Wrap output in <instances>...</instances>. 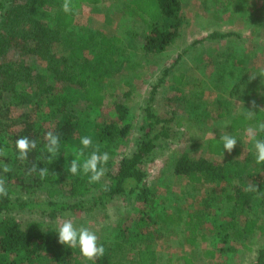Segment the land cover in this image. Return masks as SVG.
Returning a JSON list of instances; mask_svg holds the SVG:
<instances>
[{"label":"trees","instance_id":"trees-1","mask_svg":"<svg viewBox=\"0 0 264 264\" xmlns=\"http://www.w3.org/2000/svg\"><path fill=\"white\" fill-rule=\"evenodd\" d=\"M101 3L102 0H72L73 10L66 13L62 9L63 0H13L8 8L0 0V147L17 153V138L28 136L36 140L37 147L29 152L23 163L24 177L18 181L27 193L42 191L45 195L43 202L15 201L10 190L7 197H0V264H93L85 262L79 247L60 244L58 229H48L42 219L55 220L66 212L104 210L110 201L124 195L148 201L150 189L145 182L144 165L159 143L172 137L174 131L168 127L171 120L158 117L149 106L146 107L145 123L135 150L115 167L114 157L120 143L131 130L127 124L128 107L115 104L101 122L93 118L92 110L104 106L107 80L113 73L111 69L124 55L125 49L115 34H103L78 25L76 21L83 5L98 6ZM216 3L223 5L221 0ZM142 5V0H126L131 14L142 16L149 26V34L143 36L144 52L162 54L180 35L183 25L181 1L157 0L163 14L158 19H152L146 11L140 12ZM14 50L21 55L19 59L10 58ZM244 80L232 85L230 97L243 98L250 105L246 103L243 112H234V100H218V115H210L216 117L211 130L216 136L199 144L202 154L226 156V161L216 163L204 156L182 155L173 165V172L194 186L213 184V187L220 188L236 181L245 190L240 188L234 195H228L227 201L251 209L255 201L264 198V182H260V178L257 180V176L264 172V164L256 163L254 140L250 144L245 142L249 138L247 129L264 121V110H261L264 109V83L260 80L254 95L252 85H247ZM182 81L183 76L177 83ZM157 89H153L149 104L154 101ZM80 93L83 105L76 98ZM248 110L256 112L254 119H246ZM198 112L199 123L203 113ZM48 131L60 135V150L51 159L45 148V133ZM224 134L237 139L231 153L220 143L219 138ZM84 136H90L93 147L99 144L100 152H107L110 156L104 165L105 175L96 183H89L90 174L84 175L82 170L75 175L69 171L71 161L82 148L81 137ZM256 139H264V133H257ZM92 150L84 149V156L79 159L82 161ZM33 164L48 168L49 174L44 179L38 173L28 175ZM249 184H254L258 191H246ZM216 201L213 196L205 202V208L191 216V223L186 225L191 239L208 222L209 210L215 211L219 207ZM181 204L179 208H171L173 213L164 209L163 213L149 216L146 228L157 222L161 224L153 232L135 223L120 230L113 241L100 242L105 247V254L95 264H159L154 249L155 233L162 230L172 232L176 228L180 232ZM25 212L37 213L43 218L22 219ZM209 235L224 244L218 252L220 257L227 255L231 260L237 250L229 245L230 241L252 251V238L264 235V219L260 216L246 218L243 224L235 218L226 224L214 221ZM211 253L217 254L214 250L209 252L212 256ZM226 264H230L229 261ZM254 264H264V245Z\"/></svg>","mask_w":264,"mask_h":264},{"label":"rangeland","instance_id":"rangeland-1","mask_svg":"<svg viewBox=\"0 0 264 264\" xmlns=\"http://www.w3.org/2000/svg\"><path fill=\"white\" fill-rule=\"evenodd\" d=\"M1 1L8 8L13 0ZM180 1L183 18L180 35L164 53L152 55L161 57L162 62L166 60L164 67L161 62L159 64L161 67L154 69L149 66V60H146L145 66L141 65L135 69L136 64L131 63L132 58L133 60L141 58L142 63L144 54L151 56V54L140 52L138 45L143 35L149 34V28L146 31L143 30L141 27L144 26L141 22H138L139 26H134L135 22H133V28H130V25L120 20V26L115 31H106L111 30L105 27L106 22L113 23L112 27L118 23L113 20L118 17V13L127 9L126 0H103L98 6L83 5L76 18L78 25L85 28L91 27L90 29L99 28L96 30L103 34H115L123 40V44L130 43L128 36L137 37L135 47L131 49L133 55H128L127 61L122 63L117 59L118 63L111 69L113 73L112 78L107 80L104 106L92 110L93 118L101 122L115 104H124L128 107L127 124L131 126V130L120 143L114 157L115 167H118L124 156L130 155L135 150L145 123L146 107L149 106L158 117L171 120L168 127H172L174 131L172 137L163 139L148 163L144 165L147 173L145 182L150 189L148 201L139 200L136 196L124 195L110 201L104 210L97 208L94 212L88 213L66 212L60 214L55 220L43 218L37 213L25 212L22 219L43 218L48 229H58L65 219H71L76 227L84 226L95 231L99 242L113 241L120 230H125L135 223L152 232L159 229L161 224L158 222L150 227L147 225L148 228L146 223L149 221V216L163 213L164 209L173 213L174 209H171L173 206H178L180 203L192 205L193 198V201L201 207L214 196L219 207L215 211L209 210L208 222L201 232L206 235V238L208 236L209 239L215 238V246L218 247L222 244L216 237L209 235L214 221L218 224H226L235 218L243 224L246 218L260 216L264 219V212H260L264 211V198L255 201L251 209L227 201L228 195H234L240 188L244 189L236 181L233 185L220 188L213 187V184L194 186L187 183L186 179L175 176L173 172V165L182 155L193 158L204 156L216 163L224 162L225 159L218 156L202 154L199 144H204L205 140L216 136L215 132L211 131L216 117L212 118L210 115H218L216 110L218 100H234L232 101L234 112H243L246 103L250 105L243 98L230 97L232 85L245 78L244 83L252 85L255 95L254 91L260 80L264 83V1L221 0L223 5H217L216 0ZM142 2L144 5L140 12L146 11L152 19H158L163 15L157 0H142ZM132 17L138 19L137 16ZM126 52L128 49H125L124 54ZM20 56L16 50L10 54L13 60L19 59ZM174 72L175 76L181 75V78L183 76L181 84L177 83L181 78L173 79L171 74ZM155 87L158 89L154 101L149 104ZM76 95L78 102L81 105L85 104L81 98L82 94ZM198 111L203 113L199 123L197 122L200 118H197ZM206 114L209 116H205ZM248 136L245 144H250L252 140L250 135ZM1 147L7 151V156H0V178L5 180L13 199L23 202H43L45 195L42 191L27 193L18 181L20 177H24L23 163L25 161L17 159L18 154L13 149ZM4 165L10 168L9 172L3 171ZM184 191L189 199L183 197ZM178 230L176 228L172 232L162 230L155 233L157 242L169 243V239L173 236L180 242L179 236H184V231L182 228L180 232ZM186 234L188 235V232ZM206 242L209 241L206 240ZM250 242L252 251L233 242V246L238 245L235 247L236 253L230 258L231 260L227 256L219 258L221 264H226L228 261L230 264H254L259 248L264 245V235H257ZM178 247H180L179 243ZM178 247L174 244L171 249L175 251ZM168 250L164 251L161 264H170L169 258L173 261L174 257L169 254L171 250ZM84 260L88 261L85 258ZM176 260L175 257L174 261ZM177 264H181V261L177 260Z\"/></svg>","mask_w":264,"mask_h":264},{"label":"clouds","instance_id":"clouds-1","mask_svg":"<svg viewBox=\"0 0 264 264\" xmlns=\"http://www.w3.org/2000/svg\"><path fill=\"white\" fill-rule=\"evenodd\" d=\"M62 9L66 13L73 10L72 0H63ZM255 107V102H253ZM264 110V109H261ZM256 112L248 110L246 113V119L252 120L255 117ZM247 132L250 138L254 140V147L256 151V163L264 164V139H256L257 133H264V121H259L255 127H249ZM45 140L47 141L45 148L47 153L51 156H55L60 150V135L53 131L45 133ZM220 143L223 145V149L228 153H231L237 144V139L231 134H224L219 138ZM82 148L78 151L77 157L71 161L69 171L75 175L82 170L84 175H89V183H96L101 180L105 175L104 165L110 159L107 152H100V145L96 144L93 147V140L90 136L81 137ZM37 147L35 139H31L28 136H22L16 139L15 148L17 150V159L25 161L28 158L30 151ZM93 148L91 154L84 158L82 161L79 159L84 156V149ZM0 156H7V151L0 147ZM5 173L10 171L7 165L3 166ZM38 173L41 179H44L48 174V168H38L37 164H33L28 170V175ZM246 191L256 192L257 187L254 184H249ZM8 196V188L5 184V180L0 178V197ZM58 242L63 245H67L70 248L79 247L81 255L88 261L93 262L103 257L105 254V247L99 242V237L95 231L88 227H76L71 219H65L58 228Z\"/></svg>","mask_w":264,"mask_h":264},{"label":"crops","instance_id":"crops-1","mask_svg":"<svg viewBox=\"0 0 264 264\" xmlns=\"http://www.w3.org/2000/svg\"><path fill=\"white\" fill-rule=\"evenodd\" d=\"M102 2H103V0H102ZM132 16H137L138 19H136V18H134ZM120 20H122L124 23H126V25H130V28H133V22H135L134 26H139L138 22H141L142 25L144 26V27H141V28L143 30H145V31H146L147 28H149V26H147L148 24L145 23L146 22L145 18H142V16H139V15H133V14H131L130 9H126L122 13H118V17H116V19L113 20V21L118 22L117 24H115V27H112L113 23L109 24V23L106 22L104 24L105 27L111 28V30H106V31H115V29L120 26ZM113 21H111V22H113ZM149 23H151V22H149ZM95 29H99V28H95ZM146 34L147 33H145L143 36H145ZM128 39L130 40L129 44H125V43L123 44V40L121 39L122 40L121 44L123 45V48L124 49H128V52H126L123 56H121L118 59L120 61V63H122L125 60L127 61L128 55H133V53L131 51L135 47V44H136L135 40L137 39V37L134 36V35H131V36H128ZM141 39L142 40L140 41V44H138V45L140 46V52H143V54H144V53H146L143 50L144 37H142ZM152 55L153 54H151V56H146L144 54L143 55L144 56V60L142 61V63H141V58L138 59V60H135V59L133 60V58H132L131 63L133 62V65L136 64L134 69L139 67V66H141V65L145 66L146 60H149V62H150L149 66L152 67V69L161 67L159 64H161L162 58L161 57H154ZM165 64H166V60H164L162 62V67H164ZM171 75H172L173 79L175 77H176V79H180L181 78V75H180V77L175 76V72H174V74H171ZM244 148H246V145H245ZM253 149L255 151L254 144H253ZM255 154H256V151H255ZM220 158L225 159L224 162L227 159L226 156L225 157H220ZM258 178L261 179L260 182H264V172H262V173H260L258 175L257 180H258ZM187 183H189V182L187 181ZM185 196H187V197H185ZM183 197L186 198V199H189V197H188V195L186 194L185 191H184ZM193 200H194V198H193ZM193 200H192L193 203L191 202L192 205L191 204L186 205V204L182 203L181 206H180L181 213L183 212L182 213V216H183L182 218L183 219H182V224L181 225H182V229L184 231V233H183L184 236H181V237L179 236L180 242H178L179 241L178 238L177 239L173 238L175 236H173L172 239L171 238L169 239V241H170L169 243L164 241V243L160 244L156 240V244H155V248L154 249H155V251H156V253L158 255L159 264H161V257L163 256L164 251H166L168 249L171 250V252H169L170 256L174 257L173 261L171 260V258H169L170 264H177V260H178V262L181 261V264H221V262L219 261V258H222V257H220V254L218 252H219L220 248L224 247V244L221 243L222 245L220 247L215 246V238L209 239V236L207 238H205L206 235L203 232H201V231H199V233L195 237L196 239L195 238L191 239V237L189 235V232H188V235L186 234V232H187V226L186 225H189L191 223V216L192 215L194 216V214H196L198 211H200L203 208H205L204 206H201V207L198 206L195 203V201H193ZM177 208H179V206H177ZM193 220H195V219H193ZM203 235H205V236L203 237ZM206 240L209 241V242H206ZM178 243L180 244V247H178ZM174 244H176V247H178V248L175 251H172L171 248L174 247ZM230 244L233 246L231 241H230L229 245ZM234 247H238V245L235 244ZM261 247H263V246H261ZM211 250L216 251L217 254L215 256H214V253H211L212 256L209 255V252ZM175 257L177 258L176 261H174Z\"/></svg>","mask_w":264,"mask_h":264}]
</instances>
